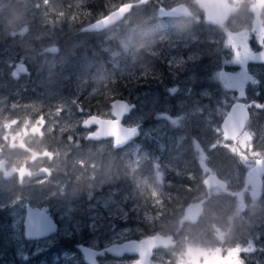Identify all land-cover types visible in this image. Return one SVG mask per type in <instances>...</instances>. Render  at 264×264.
<instances>
[{
	"label": "flooded vegetation",
	"instance_id": "af4514ba",
	"mask_svg": "<svg viewBox=\"0 0 264 264\" xmlns=\"http://www.w3.org/2000/svg\"><path fill=\"white\" fill-rule=\"evenodd\" d=\"M116 1L118 0L113 2ZM140 1L121 0L117 8L100 15L97 19L89 20L86 23L83 20L82 25H76L77 33L71 34L73 39L74 37L81 39L79 43L83 44L80 51L88 54L99 68L104 66L109 68L113 63H117L121 67L123 60L126 61L125 66L127 68L125 75L117 73L116 77H106L103 83L96 84L94 93L82 94L81 99L78 97L75 100L82 110L98 109L96 115L92 113L86 115L85 118L81 119L80 127L77 126L84 134L76 136L74 133H68V135H72L71 140L75 142L74 149H86L91 146L93 151L99 150L95 154L94 162H83L79 166L86 169L97 167L98 175L96 178L99 182H102V190L97 192L103 193L113 188L121 193L135 195L139 201L147 198V204L156 201V197H153L151 193L155 191L151 187L158 189L160 187L159 182L154 179L153 175L155 166L161 168L162 174H164V176L159 175L160 181L167 184V186L163 185L164 191L159 194L157 201V204L162 203L164 205L165 211L163 214H166V216L164 218L159 217L158 221L152 224L155 230L161 228L163 231L160 230V234L149 238H133L112 245L131 240L141 242L151 238L163 237L165 240L149 256H146L141 264H149L150 260L154 263L159 262L158 264H177V256L173 252L183 227L189 225L192 228L190 241L193 247L187 251V255L185 250H182V257L185 258L184 264H264V174H258L261 186L257 196H253L255 189H252V186L248 184L252 176L250 171L256 160L264 156L254 155L251 157V160L255 161L253 167L250 170L248 169L250 177L240 189L237 186L235 190L234 185L223 178L222 173L225 172L221 170V167L212 169L206 164L205 155L195 153L193 150V128H190L186 137H177V135L182 136L181 129L171 127V124L176 126V122L180 120V116L175 114L176 109L166 110L165 107L159 106L155 107L160 109L161 119H164L168 124L152 132L151 136L142 137V131L132 121L130 122L132 123L131 127L136 126L138 128L140 131L139 136L124 143L121 141L119 145H115V141L111 136L99 138L94 136L98 129V120L116 119L111 113L112 102L119 99L125 100V97H129L125 101L128 105H133V108L122 116L120 123L124 127H130L123 123L138 110L139 101L134 99L136 95L141 96L142 93L154 89L156 93H159L158 97L160 96V99L166 94L173 96L181 91L176 86L178 81L185 77H193V72H195L196 83H191V88L183 90L186 92L184 95L192 99V106L189 108H193V89L206 84L208 89L213 93L216 92L217 95L214 99L206 96L208 106L222 108L226 111L223 117L222 115L219 118L213 117V122L219 125L220 131L223 120L236 105H239L238 108L242 112L247 113L248 119L245 121V126L239 136L232 140H227L224 136L222 138L224 142L227 141L225 142L226 145L238 144L247 123L252 119L254 109H262L261 106H251L252 103L261 105L262 98L260 94L255 95L259 85L253 87L250 85L249 68L252 67L251 73L254 74L252 69L264 59V54H261V49L264 46V42L261 40V34L264 32V8L255 7L256 0H225L229 12L224 16L222 1L215 0L213 5L218 11L215 16H208V21H206L205 15L196 0H190L189 5L182 3L188 7L190 13L188 17L182 15L157 17L156 15L157 19L164 22L165 27L162 25L160 30H153L152 34L148 32L150 39L161 37L160 40L156 39V45L153 49L150 46L135 49L132 46V41L128 42L127 36L116 29V26L125 21L135 11V7L143 8L155 2V0H151L140 4ZM202 3L204 4V2ZM126 4H130L131 7L119 22L101 31H84L87 25L104 18ZM173 5L168 7L158 5L155 7L157 9L161 6L170 8ZM254 23L255 30L252 32ZM64 28L63 26L61 32H68H65ZM32 29L36 30L38 26H34ZM242 32H244L243 35ZM112 33L114 34L110 37ZM247 33L249 34L247 35ZM5 43L4 41L1 45ZM50 47H55L56 51L52 49L47 51ZM235 49L239 51L233 52ZM57 51L58 47L56 46H49L44 49L45 53L50 54H55ZM96 52L100 53V58H96ZM156 53L160 58L156 57ZM114 55L115 57H113ZM134 59L142 66V71L138 72V68H133ZM172 59L175 62H172ZM156 62L158 63L156 64ZM157 66L161 67H159V73L154 70ZM204 66H207V71L200 73ZM12 70L13 79L18 80L27 72L28 65L16 63ZM239 70H241L240 76L244 73L239 83L242 92L241 98L234 95L237 92L236 89L225 88L229 84L228 82L222 81L224 87L219 79H215L222 72L229 74L236 73ZM174 72L177 74L174 75ZM37 75L43 80H50L56 84L60 82L58 79L60 75L47 76L44 70H42V73L38 72ZM173 75L176 78H173ZM201 76L205 79H199ZM5 78V75L0 73V84ZM134 82H138L137 85L141 86V89L134 90ZM198 82L201 83L197 84ZM63 83L66 84L68 81L64 80ZM6 85L2 83V86ZM119 86H121V89L125 87V92L119 94L120 98L117 94L121 90H118ZM246 86L249 92L254 93L253 99L249 102L246 101ZM36 88L38 92L31 95V98H37L41 101L37 108L39 115L54 122L60 116L66 117L64 116L66 111L70 113L71 110L66 104L72 95L71 93L68 94L67 88L57 86L51 95L41 90L39 86H36ZM172 89H176V91L173 92ZM224 91H230L234 96L231 98ZM3 92L4 88H0V96ZM31 92L35 91H30L28 95ZM10 99L11 97L4 105L0 97V182L3 184L6 182L14 183L15 189L18 190L14 198L17 201L16 205L21 204V209H19L20 221L24 222L27 209L44 210L57 225L56 232L50 235L53 236L60 230L62 222L53 214L48 204L37 202V197L34 195L39 190L41 193L52 190L53 182L57 178L64 179L66 190L73 184L69 173L60 174L59 169H55L62 162L66 163V169L70 166L68 160L63 159L64 154L61 153V151L66 150L63 144L65 141H69V138H67L66 133L60 134L58 131L47 133L45 127L37 124H28L27 127H21L16 134H8L4 122H9L8 124L13 129L15 124H18L25 114L30 112L26 107L11 105ZM100 109H107L108 115L99 114ZM34 117L36 116H32V118ZM11 119L12 121H10ZM173 120L175 123L172 122ZM156 121H158V118L154 117V120L150 123L156 124ZM13 137L16 139L14 140ZM208 139L207 137L206 140ZM222 139H218L217 146H219ZM21 141H24L25 155L20 153ZM60 149L62 150L60 151ZM33 153H36L35 159H31ZM144 155L145 157H142ZM18 156H25V160L17 163L14 159ZM109 160L111 161L109 172H112L113 179L103 182L101 174L106 169H102V167ZM237 163V161H233L228 165L236 169ZM14 167L17 170L26 167L32 174L30 176L25 174L21 178L19 171H12ZM137 177L140 178L138 185ZM90 181L92 183L94 179L92 178ZM76 182L84 185V189L86 188L83 180L77 179ZM247 198L254 204L245 202ZM54 200V198H51V202ZM126 202L129 209V206L136 200L134 198L132 200L126 199ZM190 205H193V218H187L184 212ZM182 209L183 218H179L182 212L175 214L174 210L182 211ZM143 211L139 209L138 211L130 210L128 214L130 220L120 221L118 224L127 223L132 225L134 223L132 218L134 220L141 218L142 220ZM37 213L39 212L36 211ZM5 219L11 222V217ZM141 220L138 222L144 226L146 223ZM79 245L90 248L86 244ZM109 247H101L98 250L90 248L96 251V264H98L97 259L103 256L111 257L119 264H137L140 261L138 255H110L106 251ZM165 249L168 250L165 251ZM161 254H165L170 260L161 257ZM41 261L42 258L38 256L34 258L33 262L39 264Z\"/></svg>",
	"mask_w": 264,
	"mask_h": 264
},
{
	"label": "rangeland",
	"instance_id": "374dc122",
	"mask_svg": "<svg viewBox=\"0 0 264 264\" xmlns=\"http://www.w3.org/2000/svg\"><path fill=\"white\" fill-rule=\"evenodd\" d=\"M88 0H0V73L5 75V79L1 82L0 88H4L1 94V101L6 105L8 98L10 104L14 106L26 107L27 112L14 128L8 124L7 133L16 134L21 127H27L28 124H37L45 127L47 133L58 131L60 134L66 133L69 141H65L63 147L64 160H68L70 164L66 169V163H61L57 168L60 174L69 173L73 184L69 189H65L64 179L57 178L53 182V189L48 192H35L37 202L48 204L53 214L62 222L60 230L53 236L41 240H26L23 237V221H20L19 209L21 204L16 201L15 193L18 192L14 187V183L0 182V263L1 264H34V258L40 256L42 261L39 264H86L83 256L78 251L79 244H86L92 249L98 250L101 247H109L114 243H119L124 240L133 238H149L160 234V230H155L152 226L157 222L160 215L164 213V205L157 204L159 194L164 191L163 185L159 179L162 170L159 167H154V179L159 182V189L151 187L155 192H151L156 201L152 204H147V198L139 201L135 195L129 193H121L116 189L110 188L107 192L99 193L102 190V182L97 180L98 170L94 168H82L79 166L83 162L95 161V154L99 151H93V147L88 146L86 149L75 148V142L72 141V135L81 136L84 132L78 129L81 119L92 113L97 114L98 109H80L76 103V99H81L82 94H92L96 91V84L103 83L106 77H116L125 75L127 68L125 62L120 67L119 64L113 63L112 66L101 67L96 66V62L91 57L80 51L83 43H79L81 39L74 37L71 34L77 33L76 25H82L83 20L87 17L84 12L78 11ZM137 2L138 0H129ZM190 4V0H155L149 6L135 7L125 21L116 26L120 32H123L128 42L132 41V46L135 49L140 47L150 46L153 49L156 45V39H150V34L153 30H160L164 24L162 20L157 19L156 9L158 5L171 6L176 3ZM256 7V6H255ZM155 21L154 23H151ZM168 24V23H165ZM255 23L252 26V32L255 30ZM38 26L34 30L32 27ZM65 27V32H61L62 27ZM165 27V25H163ZM6 30V32H4ZM138 31V32H137ZM141 31V32H140ZM70 33V34H68ZM114 33L110 35L113 36ZM244 32H242V35ZM249 33H247L248 35ZM261 40L264 42V32L261 34ZM6 42L1 45L2 42ZM49 46L58 47L55 54L45 53L44 49ZM131 46V47H132ZM237 48V47H234ZM239 51L238 49L233 52ZM261 54H264V46L261 49ZM158 57V53H156ZM96 58H100V53H95ZM115 57V55L113 56ZM263 58V57H262ZM261 58V59H262ZM172 62H175L172 59ZM16 63H24L28 65V70L18 80L13 79V66ZM133 68L141 66L135 59L132 64ZM252 68V67H251ZM250 70V85L258 86L255 95H261L262 109H254L252 119L246 125L244 134L241 136L238 144L226 145L222 139L223 135L219 125L213 122V117L219 118L225 115V110L218 107H209L207 97L214 99L217 95L208 89L207 85H203L193 89V108L192 99L186 97L183 90L191 88V83H196L197 77L193 72V77H185L178 81L176 86L181 89L175 95H164L160 99L159 93L154 89L149 92L142 93L141 96L136 95L135 100L139 101L138 110L134 112L132 117H129L123 123L126 126L137 125L142 131V137L151 136L152 132L157 131L160 127H164L168 122L161 119V111L155 106L165 107L166 110L175 108V114L180 116V120L171 124L172 128H177L182 131L184 138L193 128V150L197 154L206 156V164L212 169L221 167L223 178L230 184L234 185V189H240L244 182H247L250 175L249 171L254 164L251 160L252 156H264V59L255 65V68ZM45 71L46 75L57 74L60 82L56 84L50 80H43L38 77V72ZM207 66L200 73L206 72ZM240 71L236 73H225L222 77L218 74L215 79L228 82L225 88L236 89L235 96L241 98L242 92L239 88ZM223 73V72H222ZM176 75L177 73H173ZM173 75V78L176 76ZM201 76L199 79L203 80ZM230 79V80H228ZM64 80L68 83L64 84ZM90 81V82H89ZM2 83L7 84L2 86ZM94 83V84H93ZM201 82H198L199 84ZM205 83V82H204ZM36 86L51 95L56 87L67 88L68 94L71 93L66 106L69 107L70 113L65 112L66 117L60 116L59 119L52 122L46 117L39 115L37 108L41 101L37 98H31V95L38 92ZM194 88V86H193ZM121 89V88H120ZM125 87L120 91V94L125 92ZM241 90H243L241 88ZM30 91H35L31 92ZM246 101H250L254 97V93L248 91L246 86ZM190 92V91H189ZM229 97L234 95L230 91H224ZM30 96V97H29ZM49 97V96H48ZM47 97V99H48ZM162 97V96H161ZM206 97V98H204ZM128 96L125 100H128ZM204 98V99H203ZM188 108V109H187ZM99 114L108 115L107 109H100ZM72 116H71V115ZM32 116H36L32 118ZM158 118L156 124H151L150 121ZM14 119V118H12ZM12 119L10 121H12ZM132 121V123H130ZM78 126V127H77ZM157 127V128H156ZM207 137L209 138L208 140ZM222 139L217 146L218 139ZM24 143V141H22ZM243 144V146H242ZM24 147L20 153L25 155ZM69 156V157H68ZM142 157H145L142 156ZM25 160V156L15 157L14 161L20 163ZM237 161L236 169L228 164ZM111 161L109 160L102 169L101 180L107 181L113 179L110 170ZM238 167V169H237ZM164 176V174H162ZM94 179L91 183L90 179ZM77 179L83 180L84 185L77 184ZM140 178L137 177V185ZM140 186V185H139ZM51 198L55 200L51 202ZM135 199L136 202L127 207L126 199ZM57 200V201H56ZM122 200V203H121ZM227 201V199H226ZM232 202V201H231ZM248 204H254L249 198L246 199ZM239 207V205H238ZM143 211L142 220L134 221L132 224H118V222L129 221L128 217L130 210ZM180 214L179 218H183L182 211L174 212ZM232 216V215H229ZM11 217V222L5 218ZM264 217V216H263ZM146 223L144 226L138 221ZM70 223V224H69ZM192 228L189 225L183 227L174 255L177 256V264H184L185 258L182 257V250L187 251L193 246L190 241ZM71 241V243H68ZM71 244V245H70ZM74 247V248H72ZM168 249H165L167 251ZM170 260L165 254H161ZM98 264H119L111 257H100L97 259ZM154 263L152 260L149 264Z\"/></svg>",
	"mask_w": 264,
	"mask_h": 264
},
{
	"label": "water",
	"instance_id": "95a60500",
	"mask_svg": "<svg viewBox=\"0 0 264 264\" xmlns=\"http://www.w3.org/2000/svg\"><path fill=\"white\" fill-rule=\"evenodd\" d=\"M151 0H141L140 4L147 3ZM215 0H196L199 8L203 11L206 21H208V16H215L218 9L214 8L213 2ZM222 1V10L224 16L229 12L228 5L225 0ZM204 2V4L202 3ZM131 5L126 4L119 7L117 10L109 13L104 18L97 20L84 28V31L97 32L105 28H108L115 23L122 20L123 16L129 11ZM188 7L182 3L173 5L170 8L159 7L157 9V17H175V16H189ZM226 14V15H225ZM52 49L56 51L55 47H50L47 49L49 51ZM239 105H236L230 113L225 117L221 124V131L223 136L227 140H232L233 138L239 136L242 132L245 121L248 119V115L242 112ZM133 105H128L125 100H116L111 103V113L115 120H98L97 122V132L95 133V138L99 137H112L115 141V145H119L121 141L123 143L129 139L136 138L139 136L140 131L136 126L134 127H124L121 125L120 121L123 115L127 114ZM115 127V130H113ZM137 129V132L135 131ZM264 174V157L256 160L254 167L250 171L252 175L249 183L252 189H255L253 196L259 194L260 179L258 174ZM213 178V177H212ZM252 182V183H250ZM36 211L39 213L36 214ZM185 216L187 218H193V205L188 206L185 209ZM57 230V225L55 222L43 211H39L37 208L27 209L24 222H23V237L26 240L41 239L54 234ZM165 240L163 237L151 238L148 240H143L141 242L131 240L120 244L111 245L106 251L113 256L119 255H138L140 261L137 264H141L146 256H149L151 252L157 249L160 244ZM78 249L82 256L85 258L87 264H96L95 254L96 251L83 245H78Z\"/></svg>",
	"mask_w": 264,
	"mask_h": 264
},
{
	"label": "trees",
	"instance_id": "16d2710c",
	"mask_svg": "<svg viewBox=\"0 0 264 264\" xmlns=\"http://www.w3.org/2000/svg\"><path fill=\"white\" fill-rule=\"evenodd\" d=\"M113 1H115V0H111V1H109V0H88L85 5H83L81 8L78 9V11L84 12V15H87V17L84 19L85 23L87 21H89V20L93 21V20L97 19L100 15H104L105 13L110 11L111 9L117 8L120 5V3H121V0H118L116 2H113ZM123 62H126V61L123 60ZM157 63L158 62H156V64ZM159 67L157 66L156 69H154L156 73L160 72L159 71L160 70ZM141 69H142V66L139 67V71L138 72L142 71ZM137 83L138 82H134V87H133L134 90L141 89V86H138ZM120 88H121V86L118 87V90ZM117 94H118V97L120 98V95H119L120 93L117 92ZM174 212H176V210H174ZM165 216H166V214H161L160 215V217H162V218H164ZM68 243H71V241H69ZM72 248H74V247H72Z\"/></svg>",
	"mask_w": 264,
	"mask_h": 264
},
{
	"label": "clouds",
	"instance_id": "9594fccd",
	"mask_svg": "<svg viewBox=\"0 0 264 264\" xmlns=\"http://www.w3.org/2000/svg\"><path fill=\"white\" fill-rule=\"evenodd\" d=\"M256 7H260V8H264V0H256V4H255ZM13 139L15 140L16 138L13 137ZM20 147H25L23 142L21 141L20 143ZM45 154H48V153H45ZM36 157V153H33L31 159H35ZM12 171H19V174L21 176V178L27 174V175H31V171L29 169H27L26 167H21L19 170L15 169V167L12 169Z\"/></svg>",
	"mask_w": 264,
	"mask_h": 264
},
{
	"label": "snow or ice",
	"instance_id": "6c2138e0",
	"mask_svg": "<svg viewBox=\"0 0 264 264\" xmlns=\"http://www.w3.org/2000/svg\"><path fill=\"white\" fill-rule=\"evenodd\" d=\"M189 59H191V57H189ZM220 75H221V77H222V76L224 75V73H220ZM171 91L175 92L176 89H172ZM251 106H258V107H259V106H261V105H256L255 103H252ZM172 122L175 123L174 120H173ZM113 130H115V127H114ZM135 131L137 132V129H135ZM85 138H87V137H85Z\"/></svg>",
	"mask_w": 264,
	"mask_h": 264
},
{
	"label": "bare ground",
	"instance_id": "6f19581e",
	"mask_svg": "<svg viewBox=\"0 0 264 264\" xmlns=\"http://www.w3.org/2000/svg\"><path fill=\"white\" fill-rule=\"evenodd\" d=\"M138 32V31H137ZM141 32V31H140ZM200 69V68H199Z\"/></svg>",
	"mask_w": 264,
	"mask_h": 264
}]
</instances>
